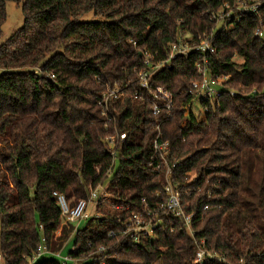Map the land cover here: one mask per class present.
Instances as JSON below:
<instances>
[{
  "label": "trees",
  "instance_id": "1",
  "mask_svg": "<svg viewBox=\"0 0 264 264\" xmlns=\"http://www.w3.org/2000/svg\"><path fill=\"white\" fill-rule=\"evenodd\" d=\"M14 1L23 24L0 43L1 264H59L49 256L31 261L41 237L54 253L74 238V256L104 245V264H197L198 245L225 260L205 264H264V42L254 36L259 22L264 26V5L237 14L236 0ZM224 5L234 12L230 20H212ZM89 12L96 19L81 20ZM204 35L213 52L177 57L150 80L173 95L166 118L130 97L134 69L143 67L140 51L162 57L179 37ZM203 60L223 79L207 112L195 116L183 106ZM106 86L128 95L98 103ZM158 122L192 235L162 213L153 236L133 242L118 233L123 221L163 201V175L151 159ZM120 133L118 168L104 188L108 204L99 196L98 217L80 229L62 224L52 193L73 205L101 186L112 168L104 139Z\"/></svg>",
  "mask_w": 264,
  "mask_h": 264
},
{
  "label": "built area",
  "instance_id": "2",
  "mask_svg": "<svg viewBox=\"0 0 264 264\" xmlns=\"http://www.w3.org/2000/svg\"><path fill=\"white\" fill-rule=\"evenodd\" d=\"M264 5V0H236L234 2V12L253 13L256 14L261 6ZM225 8L218 10L211 15V19L216 22H227L230 20L232 9L227 5ZM254 36L264 42V26L259 24L254 29ZM214 51L211 45L210 37L201 36L197 40H186L181 37L172 43L165 56L158 57L157 53L149 51H140L142 57L143 67L134 69L136 75L135 90L130 97L136 100L147 101L149 103L151 115L161 119L166 118L173 107V95L165 90L163 87H154L150 85L151 78L159 71L171 67L172 61L177 57L187 58L191 52L211 53ZM195 72L198 79L192 80L187 89L188 101L184 104L183 108L187 113L190 111L195 116H200L207 112L208 103H211L217 98L220 92V85L223 78H217L209 74L206 61L198 62L195 65ZM233 94V92H230ZM128 93L121 91L118 87L106 86L104 91L100 93L98 103L107 104L111 99H122ZM156 134L152 139V163L154 161V170L163 175V201L154 209H148L146 204L138 211H132L128 218L123 221L122 230L118 233L127 236L131 241L137 242L140 239L151 238L154 229L161 224L160 214H166L172 218L179 219L186 227L187 233L191 236L192 229L190 225L191 214H185L181 207V200L176 189V184L171 179L172 170L176 165V160L169 161V141L160 137L159 122L154 126ZM125 133L113 134L105 137L107 150L111 156V164H114L117 159L116 149L125 139ZM99 187V186H98ZM57 205L60 209L62 218L66 223L77 224L81 220L89 219L86 210L87 207L93 203L94 205L99 201L96 189L91 190L86 198L77 200L73 205L63 194L53 192ZM158 195V192L155 193ZM144 202V199H142ZM116 208L118 206H115ZM206 208V207H205ZM98 215H95L97 218ZM41 228V226H39ZM76 228V225H75ZM108 236H114L110 231ZM41 242L38 244L36 252L32 257L33 260L48 256V255H61V252H51L43 244L44 238H40ZM203 241L201 240L200 243ZM73 253L76 251L74 247L71 250ZM106 251V246L99 245L93 252L82 256H74L67 253L58 261L59 264H84L85 262H93L97 264H104L106 257L103 253ZM2 255L0 253V264ZM208 261H216L223 263L225 260L221 255L213 251L204 249L203 246H197L195 253V262L197 264H205ZM236 264H244L243 259H239Z\"/></svg>",
  "mask_w": 264,
  "mask_h": 264
},
{
  "label": "rangeland",
  "instance_id": "3",
  "mask_svg": "<svg viewBox=\"0 0 264 264\" xmlns=\"http://www.w3.org/2000/svg\"><path fill=\"white\" fill-rule=\"evenodd\" d=\"M5 13H6V17H5V21L2 25V34L0 37V43L3 42L5 39H7L16 30H18L23 24V14L21 11V3L20 2H16L14 0H6L5 1ZM95 19H96V17H94L92 15V13H90V12L86 13L81 18V20H85V21L95 20ZM221 22H218V23H221ZM234 60L237 62L241 61L237 57L234 58ZM117 168H118V159H116L114 164H112V168L110 169L109 174H107L106 178L104 179L103 184L101 186H99V187L97 186L95 188L96 193L98 195V198H100L99 196H104L103 203L108 204L107 195L104 194L107 192H106V189H104V188L106 187L107 184H109V182L113 178V175L115 174ZM192 177L193 176L190 175V179ZM86 213H87L89 218L95 219L96 212H95V208H94L93 203H91L87 207ZM61 222H62V224H65L64 219H61ZM86 222H87V220L83 219V220L79 221L77 224L75 223L74 226L76 225V228L80 229L86 224ZM57 234H58V232H57ZM73 242H74V238L70 237L69 240L64 245V248L62 249L61 255H48L49 258L52 260H56V261L61 260V258L63 256H65L69 251L72 250Z\"/></svg>",
  "mask_w": 264,
  "mask_h": 264
},
{
  "label": "crops",
  "instance_id": "4",
  "mask_svg": "<svg viewBox=\"0 0 264 264\" xmlns=\"http://www.w3.org/2000/svg\"><path fill=\"white\" fill-rule=\"evenodd\" d=\"M62 253V252H61Z\"/></svg>",
  "mask_w": 264,
  "mask_h": 264
}]
</instances>
